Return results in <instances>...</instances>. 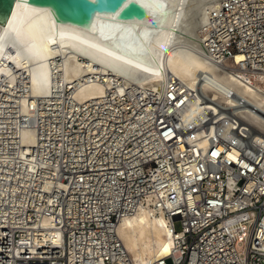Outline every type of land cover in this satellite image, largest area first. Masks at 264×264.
<instances>
[{
  "label": "built area",
  "instance_id": "obj_1",
  "mask_svg": "<svg viewBox=\"0 0 264 264\" xmlns=\"http://www.w3.org/2000/svg\"><path fill=\"white\" fill-rule=\"evenodd\" d=\"M194 33L198 80L235 104L167 73L0 121V264H133L118 225L149 201L174 232L159 264H264V133L242 115L260 109L222 82L264 86V0H218Z\"/></svg>",
  "mask_w": 264,
  "mask_h": 264
},
{
  "label": "bare ground",
  "instance_id": "obj_2",
  "mask_svg": "<svg viewBox=\"0 0 264 264\" xmlns=\"http://www.w3.org/2000/svg\"><path fill=\"white\" fill-rule=\"evenodd\" d=\"M217 1L16 0L7 24L0 23V121H14L15 111L42 114L54 90L78 100L109 88L118 95L130 87L162 92L167 73L221 104H235L198 80L213 68L198 53L194 31ZM222 82L260 109L242 115L264 133V86L256 82L260 91L233 74ZM30 133L21 130L24 142L34 139ZM171 222L151 201L120 221L133 264H159L174 253Z\"/></svg>",
  "mask_w": 264,
  "mask_h": 264
},
{
  "label": "water",
  "instance_id": "obj_3",
  "mask_svg": "<svg viewBox=\"0 0 264 264\" xmlns=\"http://www.w3.org/2000/svg\"><path fill=\"white\" fill-rule=\"evenodd\" d=\"M16 0H0V23L6 25L15 7Z\"/></svg>",
  "mask_w": 264,
  "mask_h": 264
},
{
  "label": "rangeland",
  "instance_id": "obj_4",
  "mask_svg": "<svg viewBox=\"0 0 264 264\" xmlns=\"http://www.w3.org/2000/svg\"><path fill=\"white\" fill-rule=\"evenodd\" d=\"M201 1H205V0H201ZM175 227H176L177 230H181L182 229V225H181L180 220H177L176 221ZM168 264H173V261L171 259H169L168 260Z\"/></svg>",
  "mask_w": 264,
  "mask_h": 264
}]
</instances>
